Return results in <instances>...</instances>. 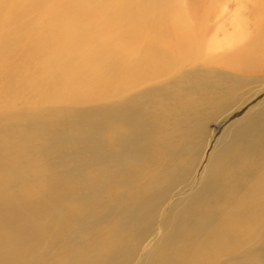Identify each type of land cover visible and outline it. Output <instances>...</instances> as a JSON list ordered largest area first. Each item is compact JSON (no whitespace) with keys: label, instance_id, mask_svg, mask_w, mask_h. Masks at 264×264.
Masks as SVG:
<instances>
[{"label":"bare ground","instance_id":"1","mask_svg":"<svg viewBox=\"0 0 264 264\" xmlns=\"http://www.w3.org/2000/svg\"><path fill=\"white\" fill-rule=\"evenodd\" d=\"M99 1L0 0V264H264V0Z\"/></svg>","mask_w":264,"mask_h":264},{"label":"rangeland","instance_id":"2","mask_svg":"<svg viewBox=\"0 0 264 264\" xmlns=\"http://www.w3.org/2000/svg\"><path fill=\"white\" fill-rule=\"evenodd\" d=\"M124 1H129V0H124ZM107 2L108 3H112V1L111 0H107ZM101 3H102V1L100 0L99 1V3H98V5L96 6V8L98 9V10H100V7H101ZM86 4V2H82V6H84ZM63 8H65V9H67L68 8V6H63ZM90 8V5H87V6H85V9H89ZM88 12H89V15H94V14H92V12L91 11H89V10H87ZM100 11H97L96 13H99ZM215 14V13H214ZM214 14H211V19L212 18H215V16L216 15H214ZM214 15V16H213ZM92 16H89V18H93ZM261 95H259V97H260ZM262 98H264V95H262L261 97H260V99H262ZM249 104V103H248ZM245 106H246V104H245ZM234 117H231L230 118V120H228L227 122H229V121H231L232 119H233ZM225 125L223 124V125H220L219 124V122H217V120L215 121H212V122H210L209 123V128H210V131H211V133H214V132H216V133H218V132H221L225 127H224ZM206 151H207V148H206ZM206 151H205V155H206ZM203 156V160L205 159V157L206 156Z\"/></svg>","mask_w":264,"mask_h":264}]
</instances>
